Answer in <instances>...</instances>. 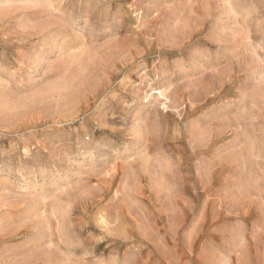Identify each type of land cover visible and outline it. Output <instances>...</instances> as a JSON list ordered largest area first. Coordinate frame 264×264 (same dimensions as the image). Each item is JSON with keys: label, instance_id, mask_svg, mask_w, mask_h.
I'll return each mask as SVG.
<instances>
[{"label": "rangeland", "instance_id": "374dc122", "mask_svg": "<svg viewBox=\"0 0 264 264\" xmlns=\"http://www.w3.org/2000/svg\"><path fill=\"white\" fill-rule=\"evenodd\" d=\"M0 264H264V0H0Z\"/></svg>", "mask_w": 264, "mask_h": 264}]
</instances>
